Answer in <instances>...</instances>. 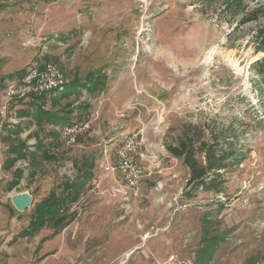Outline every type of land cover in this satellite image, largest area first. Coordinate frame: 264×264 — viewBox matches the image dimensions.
Masks as SVG:
<instances>
[{
  "label": "rangeland",
  "instance_id": "374dc122",
  "mask_svg": "<svg viewBox=\"0 0 264 264\" xmlns=\"http://www.w3.org/2000/svg\"><path fill=\"white\" fill-rule=\"evenodd\" d=\"M263 35L264 0H0V99L4 80L35 62L86 84L45 106L84 124L71 144L61 125L20 114L36 111L34 100L9 108L16 123L0 136V264H155L171 255L197 264L209 246L206 264H264V61L254 63L264 58ZM188 129L235 147L227 160L239 163L221 170L222 192L186 195L189 167L167 145ZM132 133L149 172L134 201L108 169ZM15 146L27 156L6 168ZM87 170L70 224L19 236L37 203ZM23 191L33 202L19 211L11 195Z\"/></svg>",
  "mask_w": 264,
  "mask_h": 264
},
{
  "label": "trees",
  "instance_id": "16d2710c",
  "mask_svg": "<svg viewBox=\"0 0 264 264\" xmlns=\"http://www.w3.org/2000/svg\"><path fill=\"white\" fill-rule=\"evenodd\" d=\"M260 45L264 47V35L261 38ZM263 61L264 58L257 59L254 63L261 64ZM23 73H25V71ZM99 84L100 82L97 80L91 83L92 88ZM79 85L86 84L80 83L78 80L72 83L68 82L64 90L55 92L51 95V105L56 106L62 97H67L73 93V91H78ZM31 98L34 100H32L33 104L37 105L36 111L31 112L29 109H22L20 110L21 115H32L37 122L46 120L55 125H65L73 122L70 113L60 114L55 110L46 109V97L40 96ZM198 139L199 138H194L192 134L189 133L188 129L184 135L178 139L177 144L167 145L168 150L173 155L183 158V162L189 167L191 175L188 185H192V187L186 192L188 197L196 195V191L199 189L222 192L223 187L221 183L224 179H222L221 170L225 171L228 167L233 166V164L239 163V160H236V158L231 161L227 160L228 157L233 154V149L235 150L234 146L225 147L215 141L208 142L205 139ZM199 152L204 153L203 161L198 158ZM11 153L13 156L8 157L5 164L6 168L14 166L17 160L27 156L22 146L12 147ZM21 174L22 170L17 168L15 170V178L12 181V187L18 184ZM91 176V170H87L75 180L63 182L59 192L55 190L51 191L47 197L36 204L29 225L19 233V236H34L45 226H53L56 231H58L70 224L75 219V215H71V212H69L71 204L78 201L88 178ZM212 239L215 243H218L217 237H213ZM213 248L214 246L203 247L197 264H206L211 256Z\"/></svg>",
  "mask_w": 264,
  "mask_h": 264
},
{
  "label": "built area",
  "instance_id": "2783aa9c",
  "mask_svg": "<svg viewBox=\"0 0 264 264\" xmlns=\"http://www.w3.org/2000/svg\"><path fill=\"white\" fill-rule=\"evenodd\" d=\"M41 40L46 42L49 39L45 36ZM1 82L0 78V88ZM67 83L68 78L64 70L52 61L32 63L18 79L6 78L0 99V136L7 121L16 123L14 118L8 116L12 102L29 97L50 98L53 93L64 90ZM84 128L83 123L74 121L62 125L60 130L64 139L71 144L76 141ZM142 145L139 133L127 135L114 153V163L108 166V169L119 172L122 181L119 183L117 191L122 193L126 199L130 196H140L141 184L149 175L147 168L138 161V155L140 157L145 155ZM157 264H196V262L193 258L181 259L176 255H171L165 262Z\"/></svg>",
  "mask_w": 264,
  "mask_h": 264
},
{
  "label": "water",
  "instance_id": "95a60500",
  "mask_svg": "<svg viewBox=\"0 0 264 264\" xmlns=\"http://www.w3.org/2000/svg\"><path fill=\"white\" fill-rule=\"evenodd\" d=\"M12 202L16 209L24 211L32 205L33 196L29 191L15 192L11 195Z\"/></svg>",
  "mask_w": 264,
  "mask_h": 264
},
{
  "label": "crops",
  "instance_id": "0c3cea01",
  "mask_svg": "<svg viewBox=\"0 0 264 264\" xmlns=\"http://www.w3.org/2000/svg\"><path fill=\"white\" fill-rule=\"evenodd\" d=\"M68 82H69V80H68ZM29 98H30V101L33 100V98H31V97H29ZM22 100H24V99H22ZM22 100H19V101H22ZM48 102H51V98H49V100L47 99V103H48ZM56 126H57V125H56ZM61 126H62V125H61ZM4 127H5V126H4ZM138 197H139V196H138ZM130 198L132 199V201H134V199H136L137 197L130 196ZM131 203H132V202H131ZM130 253H131V252H130ZM130 253H128L127 256H128ZM157 262H162V261L157 260L155 264H157Z\"/></svg>",
  "mask_w": 264,
  "mask_h": 264
}]
</instances>
